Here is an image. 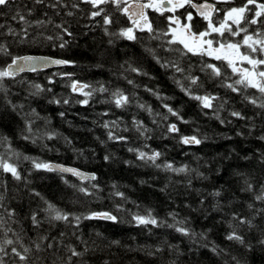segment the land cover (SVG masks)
<instances>
[{
  "label": "trees",
  "instance_id": "trees-1",
  "mask_svg": "<svg viewBox=\"0 0 264 264\" xmlns=\"http://www.w3.org/2000/svg\"><path fill=\"white\" fill-rule=\"evenodd\" d=\"M73 2L76 0H65L69 6ZM104 7L113 15L114 23L108 26L109 32H118L120 28L129 26L127 19L115 12L111 5ZM30 9L32 14L28 15ZM16 10L31 22L51 19L53 23L41 28H29V39L20 43L19 36L6 35L9 27L16 32L26 27L11 19ZM68 10L74 11L75 15H65ZM92 10L86 4H80L79 10L70 7L53 10L46 5H36L33 0H15L11 8L0 9V24L6 26L0 29V43L7 44L13 56L33 54L75 62V66L21 74L15 80L5 79L4 91H0V134L9 137L12 148L22 155L95 173L98 180L93 183H98L102 189L98 194L99 199L83 197L70 186L82 184L73 177L35 170L30 161L22 157L18 161L13 158L23 179L15 181L10 174L0 173V183L6 184V188L0 187V192L5 196V206L15 208L18 213V223L11 225L13 229L26 245L40 235H47L49 240L44 242L45 246L53 242L54 248L41 255L47 256L49 262L55 259L57 264H64L70 255L67 251L69 246L83 251L82 241H86L90 249L84 257L88 264H104L105 261L109 264H170L171 261H175V264H225V261L234 264L232 256L237 257L241 264H264V246L258 243L259 239L264 238V216L254 217V210L247 208L249 203L254 205V209L264 208V203L255 201L254 193L242 191L245 180L254 185L256 192L264 185V140L260 139L264 136V110L244 99L245 94L251 95L255 90L249 89L247 93L237 95L221 87L217 79H210L206 72L200 71L204 62L221 66L219 61L166 51L167 45H161L167 38L150 39L146 32H137L138 39L135 41L109 36L105 34L101 17L95 20L89 18ZM62 22H66L65 26L74 34L64 37L69 41L64 49L57 46L58 40L49 42L43 39V36L57 35L61 30L54 25ZM153 27L157 30L167 29L164 20L159 18ZM147 49H153L162 61H177L185 68V73H175L172 68L161 67ZM10 62L11 57L0 55V68ZM130 66L141 69L147 75L131 72ZM223 70L230 74V69ZM189 72L199 76L203 84L202 88H193L194 92L201 95L212 93L227 101L224 110L220 111L225 123L221 124L210 110L202 109L198 101L181 91L176 80H182L183 75ZM63 73H74L72 79L93 87L104 85L110 92L122 89L134 97L133 102L120 109L110 102L108 93H97L88 105L77 103L84 97L71 92V80L62 77ZM50 79L54 83H50ZM128 80L134 81V84H128ZM33 83L51 91L33 97L29 94ZM147 89L159 93L161 98ZM54 98L60 99L61 103H50ZM65 98L69 99L68 104L63 103ZM165 103L178 110L188 123L168 113L163 107ZM21 104L24 105L22 109L17 107L15 111L12 110L11 105ZM138 104L151 106L152 113L139 108ZM33 109L38 116L33 115ZM231 111H239L250 119L231 117ZM105 112L108 115H103ZM164 116H167V120L163 119ZM25 120L34 121V131L53 132L57 134L56 137L37 140L36 143L24 140ZM113 120L119 121V126L113 131L128 137L127 142L107 140L108 130L102 125L105 121ZM134 120L143 121L145 126L152 129L150 139L141 137L134 130ZM171 123L177 124L179 133L166 131ZM125 128L128 131H124ZM181 134L207 139L200 145H183L180 143ZM129 148L161 152L158 163L171 162L177 167L186 164L196 171L188 175L165 172L137 160L136 154L129 152ZM105 155L111 159L105 161ZM125 161L131 163L126 164ZM197 172L203 173V178L197 176ZM113 184L125 193L126 201L111 195ZM83 185L87 186L88 182ZM216 190L221 191V197L210 195ZM33 191L66 212L80 215L91 211H112L120 217L121 222L84 220L79 228L63 222L52 225L45 222L40 228H35L29 219L30 214L44 205L39 197L31 195ZM217 201L222 205L219 210L216 208ZM117 204H123L124 210L116 212ZM149 210L168 224L173 223L169 213L175 212L177 219L188 221L185 226L197 234L205 233L207 239H201L199 235L194 238L182 236L167 226L145 228L130 222L132 213L147 214ZM234 213L252 219L256 227L249 230L247 226H239L232 219ZM43 216L41 213L40 218L43 219ZM229 223L237 227L246 241L253 245L252 250L225 239L230 231ZM112 241L120 243L116 245ZM205 244L208 246L204 247ZM215 246L225 249V254H214L211 249ZM157 248L163 251L156 256L146 254ZM76 260L74 257L73 264H76Z\"/></svg>",
  "mask_w": 264,
  "mask_h": 264
},
{
  "label": "snow or ice",
  "instance_id": "snow-or-ice-1",
  "mask_svg": "<svg viewBox=\"0 0 264 264\" xmlns=\"http://www.w3.org/2000/svg\"><path fill=\"white\" fill-rule=\"evenodd\" d=\"M14 3L15 0H0V9L11 8ZM33 3L36 5H46L53 10L60 7L65 9L70 7L71 9L79 10L80 4L90 5L94 10L90 11L89 18L95 20L97 17H101L102 23L105 26V34L109 36H117L135 41L138 39L136 35L137 32H146L150 39L162 40L163 38H167L163 40V44L161 45H167L166 51L178 52L183 56L191 54L193 56L208 57L215 61H219L221 66H217L215 63L204 62L200 67V71L206 72L210 79H217L221 87L227 88L237 95L245 94L247 90L254 89L255 93H259V95L255 93L251 95L245 94L244 99L254 107L264 110V2H262V0H242L239 6H231L228 8H218L217 4H234L235 0H213L211 3L208 2V0H204L203 3H195L194 0H76V2L71 3L70 6L65 3V0H33ZM105 5H111L115 12L125 16L129 26L120 28L118 32H109L108 26H111L114 20L113 15L104 7ZM181 8H186V11L182 13L184 16L183 21H181L179 16L175 15V12ZM187 9H195L196 13L206 22L204 30H194L192 24L194 19L193 14ZM148 10H152L162 16L165 13H172V15L165 17L168 21L166 30H157L153 27V22L148 16ZM221 12H223L222 17H220ZM31 14L32 10L30 9L28 15ZM214 14L216 17L215 19ZM65 15L72 17L75 15V12L68 10ZM11 19L22 25H26V27H22L20 32H16L10 27L7 28L6 35L13 37L19 36L21 38L19 41L20 43L29 39V28H41L53 23L51 19H38L35 22H31L27 19L26 15L22 14L19 10L15 11ZM65 23L66 22H62L54 25L61 30L55 36H43V33L39 35L43 36V39L49 42L56 40L60 41L57 46L64 49L69 44V41L64 39V37H72L74 35L73 32L69 30V27L65 26ZM252 26L256 27L253 28ZM5 27V24H0V29H4ZM249 29H251V31ZM236 37H240V39H234ZM111 42L110 40L109 43ZM147 51L153 55L157 63L161 64V67L172 68L175 73H185V68L177 61H162L160 57L156 56L153 49H147ZM0 55L11 57V62L7 63L5 67L0 68V91H4L3 81L5 79L15 80L18 75L26 70L37 71L38 68L46 67L49 64L75 66L74 61L66 59L13 56L9 46L5 43H0ZM223 69H230V74ZM129 70L138 75H147V73L136 67L130 66ZM61 75L71 80V84L69 85L71 92L84 97V99L76 101L82 105H88L90 100L97 93H108L110 102L113 103L116 108H126L133 102L134 97H130L122 89L117 88L110 92L109 88L104 85L93 87L88 83L72 79L74 73H63ZM185 81H187V84H185ZM21 82L23 83V81ZM49 82L54 83L51 79ZM127 82L128 84H134L132 80H128ZM176 83L185 95L190 99L198 101L202 109L210 110L214 118L219 120L221 124L226 122L220 116V111L224 110L225 104L227 103L226 100L212 93L205 92L201 95L193 91V88L199 89L203 87L199 76H194L189 72L183 75L182 80H176ZM30 89L31 91L29 94L33 97H38L45 91H51V89H45L42 85L37 83L31 84ZM147 91L161 98L159 97V93L152 89H147ZM49 102L60 104L61 100L54 98ZM9 103L11 104L10 101ZM63 103L68 104L69 99H63ZM11 107L12 110L15 111L17 107L22 109L24 105H11ZM138 107L144 109L149 114L153 111L151 106H146L145 104H138ZM163 107L167 109L168 113L175 116L177 120L188 123V121H185L180 115L178 110L172 108L167 103H165ZM32 113L38 116L34 109ZM60 115L63 116L64 113H60ZM103 115H108V113L105 112ZM229 115L241 120L250 119L242 115L239 111H231ZM163 119L167 120V116H164ZM155 122L154 120L153 123ZM33 123L34 121L25 120L24 140L36 143L37 140H51L56 137L57 134L53 132L40 133L38 129L34 131L32 126ZM132 123L134 130L141 137L145 139L151 138L149 133H151L152 129L145 126L143 121L134 120ZM102 126L108 130L107 140L127 142L128 137L117 135L116 132L113 131L114 128L119 126V121H105ZM124 131H128V129L125 128ZM166 131L168 133H179L180 129L177 124L171 123L167 125ZM238 134L242 135V133ZM205 139H207V137L200 138L197 135H180V143L183 145H200ZM260 139L264 140V136H261ZM101 143H104V141H101ZM145 147H147V145H145ZM0 149H3V151H0V173L10 174L13 180L21 181L23 179L18 164L13 161V158L18 161L22 157L24 160L30 161L35 170L71 173L81 182L87 181V186H84L83 183L79 186L75 184L70 186L74 188L76 192L82 194L83 197L99 199L98 194L102 189L98 183H93L98 180L95 173H84L79 169L65 167L63 165H57L22 155V153L12 148L9 137L2 134H0ZM128 151L134 152L137 160L142 161L144 164H150L165 172L188 175L196 171L195 169H190L186 164L177 167L171 162L158 163L162 153L155 150L148 152L139 148H129ZM103 158L105 161L111 159L109 155H105ZM125 163L130 164L131 162L125 161ZM197 176L203 178V173L197 172ZM65 183H68V181L65 180ZM141 183H144V181H141ZM188 184H191V180L188 181ZM244 185L245 187L242 191L254 193V200L264 203V185L259 188L258 192H256L254 185L248 180L244 181ZM0 187L6 188V184L0 183ZM112 188L113 192L111 195L113 197H118L122 201L127 200L125 193L119 191L117 185L113 184ZM31 195L39 197L44 205L43 208H38L30 214L29 219L35 228H40L45 222L49 225H52L54 222H63L75 228H79L81 222L84 220H101L112 223L121 222L120 217L112 211H91L86 214L77 215L62 210L54 203L45 199L39 192L33 191ZM210 195L221 197L222 193L220 190H216L210 193ZM4 201L5 196L3 192H0V264H57L55 259L49 262L47 256L41 255V253H45L54 248L53 242H48L45 246L44 242L49 240L47 235H40L36 240H32L30 245H26L23 242L20 234L11 226L12 224L18 223L16 220L18 213L15 208L5 206ZM201 203H203V201H201ZM221 207L222 205L217 201L216 208L219 210ZM247 208L254 210V217L264 216V208L254 209L252 203L247 204ZM115 210L116 212L123 211V204L115 205ZM41 213L44 214L43 219L40 218ZM169 216L173 220L171 224H168L165 220L158 219L149 210L147 214L132 213L130 222L134 223L137 227L145 228L148 226H167L173 228L182 236L194 238L199 235L201 239H207L205 233L197 234L191 228L185 226L188 221L186 219H177V213L170 212ZM232 219L237 221L239 226H247L249 230L256 227V225L253 224V220L248 217L234 213ZM228 227L230 231L225 237L227 241H234L247 250H252L253 245L246 241L237 227L233 226L231 223H229ZM61 235H64V233H61ZM97 235L99 236L100 234L97 233ZM82 243L84 244L83 251H78L76 247L73 246L67 248L70 255L67 256L64 264H73L74 257L77 258L76 264H88L84 257L90 249L86 241H82ZM112 243L119 245L120 242L112 241ZM258 243L264 246V238L259 239ZM207 246V244L204 245V247ZM161 251H163V249L157 248L155 251H148L146 254L149 256H156V254ZM211 251L217 255L225 254V249H221L218 246L212 247ZM9 257L11 259H7ZM231 261L234 262V264H241V261L235 256L231 257ZM104 264H109V262L105 261ZM170 264H175V261H171ZM225 264H228V262L225 261Z\"/></svg>",
  "mask_w": 264,
  "mask_h": 264
},
{
  "label": "flooded vegetation",
  "instance_id": "flooded-vegetation-1",
  "mask_svg": "<svg viewBox=\"0 0 264 264\" xmlns=\"http://www.w3.org/2000/svg\"><path fill=\"white\" fill-rule=\"evenodd\" d=\"M195 3H203L204 0H194ZM208 2H213V0H208ZM262 2H264V0H262ZM241 2L239 0H235L234 4H240ZM233 4H217L218 8H228L231 7ZM188 11H191L193 14V21L192 24L194 26V30L198 29V30H204L206 22L196 13V11L194 9H187ZM186 11V8H181L178 9L175 12L176 16H179L181 18V21L184 20V16L182 15V13H184ZM172 15V13H165L163 16L160 15L159 13L153 12L152 10H148V16L149 18L152 20V22H156V20L159 18L160 20H164L165 24L168 25V21L166 20V16ZM223 16V12L220 13V17ZM125 17V16H124ZM126 18V17H125ZM215 14H214V19H215ZM127 19V18H126ZM253 28L256 26H252ZM251 31V29H249Z\"/></svg>",
  "mask_w": 264,
  "mask_h": 264
},
{
  "label": "water",
  "instance_id": "water-1",
  "mask_svg": "<svg viewBox=\"0 0 264 264\" xmlns=\"http://www.w3.org/2000/svg\"><path fill=\"white\" fill-rule=\"evenodd\" d=\"M194 10H195V9H194ZM22 56L49 57V56L33 55V54H27V55H22ZM49 58H52V57H49ZM52 59H56V58H52ZM63 67H67V66H58V65L49 64V65H47L46 67L38 68L37 71H29V70H26V71H24V72L21 73V74L43 72V71L52 70V69H57V68H63ZM21 74H20V75H21ZM53 164L63 165V166H65V167L75 168V167H72V166H68V165H64V164H59V163H53ZM75 169H78V168H75ZM79 170H80V169H79ZM80 171H82V170H80ZM82 172H84V171H82ZM58 173H59V172H58ZM84 173H88V172H84ZM60 174L71 176V177H73L75 180L81 182L76 176L72 175L71 173H60ZM84 182H87V181H84ZM84 182H81V183H84Z\"/></svg>",
  "mask_w": 264,
  "mask_h": 264
},
{
  "label": "rangeland",
  "instance_id": "rangeland-1",
  "mask_svg": "<svg viewBox=\"0 0 264 264\" xmlns=\"http://www.w3.org/2000/svg\"><path fill=\"white\" fill-rule=\"evenodd\" d=\"M174 27H175V25H174ZM234 39H236V40H239V39H240V37H236V38H234Z\"/></svg>",
  "mask_w": 264,
  "mask_h": 264
}]
</instances>
